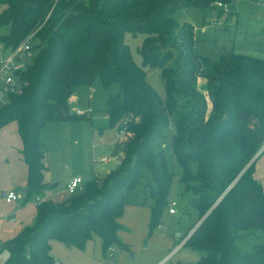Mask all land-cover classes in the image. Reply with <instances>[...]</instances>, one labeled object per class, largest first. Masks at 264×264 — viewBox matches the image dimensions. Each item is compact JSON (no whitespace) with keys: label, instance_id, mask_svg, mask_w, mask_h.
I'll return each mask as SVG.
<instances>
[{"label":"trees","instance_id":"1","mask_svg":"<svg viewBox=\"0 0 264 264\" xmlns=\"http://www.w3.org/2000/svg\"><path fill=\"white\" fill-rule=\"evenodd\" d=\"M231 1L0 0V26L9 27L1 37L5 48L33 38V61L20 74L28 86L0 107V127L19 126L27 196L55 188L44 179L40 134L48 122L85 118L71 111L76 86L99 77L105 87H118L108 97L106 117L124 136L113 150L122 153L119 165L63 200L39 204L35 225L7 242L2 264H59L52 241L84 249L94 235L104 253L111 246L129 249L119 237V219L143 177L150 178L144 194L152 201L151 236L174 177L165 148L182 167L179 179L197 212L180 241L189 236L184 246L203 253L196 263L178 264H264L261 233L250 251L237 245L264 232V191L252 161L264 153V56L233 52L212 60L197 51L195 27L173 17L180 8L206 11ZM127 34L143 38L141 65ZM147 66L161 69L164 97L149 84Z\"/></svg>","mask_w":264,"mask_h":264},{"label":"rangeland","instance_id":"2","mask_svg":"<svg viewBox=\"0 0 264 264\" xmlns=\"http://www.w3.org/2000/svg\"><path fill=\"white\" fill-rule=\"evenodd\" d=\"M173 17L180 23H190L196 27L198 40L196 49L205 57L218 60L222 55L233 52L258 58L264 56V0H232L228 5L221 7L217 4L216 8L206 11L194 7L180 8ZM202 26H206V29ZM8 33L9 27L0 26L2 46L4 44L1 42V37ZM142 40L141 36L133 38L130 34L126 35V42L131 48L134 60L139 65L143 60L138 52ZM6 54L7 51L0 52V60ZM170 64L171 62L166 66L169 67ZM146 70L149 84L164 97L166 91L161 69L147 66ZM117 90L118 87L114 84L105 87L99 77H96L91 85L76 86L74 92L78 99L71 101V111L76 114L75 110L79 107L85 112L83 114L85 119L49 122L41 131L43 148L47 153L46 165L48 169L50 168L46 173L52 177L51 180L55 184L54 190L61 193V196L66 195L65 180H70L72 176L77 175L86 182L94 170L100 175L95 177L104 178L106 175L101 174H105L106 170L114 165L113 157L109 162L101 161V158L110 157L117 135L120 138L123 136V133L120 134L109 127L106 117L108 97ZM7 98L2 105L7 103ZM164 142L168 143V138ZM165 153L174 177L168 204L159 223L161 227L155 226L153 234L149 236V207L147 208V205L142 207L141 203L145 200L144 190L148 193L145 185L150 178L143 177L131 197V203L125 207L124 216L120 222L123 226L121 237L127 243L129 250L117 248L112 263L113 259L103 256L101 240L97 235H94V239L88 242L84 249L76 246L69 249L64 243L55 241L53 256L60 264H149L151 258L141 251L143 243L149 238L155 242L154 248L152 247L150 251L154 253L152 259L155 262L165 258L167 253L178 246L179 239L195 223L197 212L191 208V196L180 182L182 167L169 149L165 148ZM173 200L177 201L175 207L177 212L172 215L168 213V210ZM139 208L143 209L142 214L136 212ZM260 233L264 238V232L259 231L238 239L239 250L242 253L250 251L257 239L256 235ZM182 245L175 253L170 254L163 264L196 263L201 259L202 252ZM144 255L147 256L144 257ZM5 258L6 251L0 249V262Z\"/></svg>","mask_w":264,"mask_h":264},{"label":"crops","instance_id":"3","mask_svg":"<svg viewBox=\"0 0 264 264\" xmlns=\"http://www.w3.org/2000/svg\"><path fill=\"white\" fill-rule=\"evenodd\" d=\"M202 28L206 29V26H202ZM195 29H196V27H195ZM4 57H2V58H4ZM77 99H78V96L74 92L71 99H70V105H71V101L73 102V101H76ZM2 103H4V102L0 101V105H2ZM77 108H79V107H77ZM79 121H81V120H79ZM44 127L42 128V130L44 129ZM113 129L116 131L115 128H113ZM41 134H42V132H41ZM41 134H40V137H42ZM122 137L120 138L119 135H117L116 140L113 142L110 157L108 156L105 158H101L102 159L101 161L109 162L110 159H112L111 157H113L112 160L115 161L114 165L111 166V169L108 168L106 170V173L101 174V175L108 174L110 171L114 170L119 165L120 160L122 158V153L113 154V150H114L115 143L119 139H122ZM41 141H42V138H41ZM42 144H43V142H42ZM23 149H24L23 140H22V137L19 133V126H18V123L16 121L9 122V123L5 124L4 126L0 127V244H1L0 249L1 250L3 249L5 251H6L5 245L7 244V242L9 240H11L15 236H17L23 228L31 227V226L35 225L36 219H37V208L39 205V204H37V198L38 197L41 199L42 202L49 200V199H52L55 201L63 200L67 196H70L68 194V191H67V186L70 183V181L75 177H80V176L74 175V176H72V179L65 180L66 181V188H65L66 195L65 196H61V193H59L58 191H55L54 189L46 190L41 194H34L33 196H27L28 166L24 160ZM44 151L46 153L45 149H44ZM46 157H47V153H46ZM46 157L44 160L45 165H46ZM255 157H256V163H255V170H254V178L262 185V188L264 191V153H262V151H261ZM47 170H50V168L48 169V166L46 165V171L44 173V179L46 182L53 183L51 180L52 177H50L46 173ZM94 176H100V175L97 174L94 170V172L90 178H92ZM10 191H14L16 193H19L24 197L18 201L7 202L5 199V195H7ZM141 204H142L141 205L142 207H145V205H147L146 206L147 208L149 207V213H150L149 218H151L150 206L152 204V201H145L144 200L143 203H141ZM142 210L143 209L139 208L136 210V212L137 213L141 212V214H142ZM124 212H125V210H124ZM168 213H169V210H168ZM123 216L119 219V222H122ZM159 227H161V226L159 225ZM193 230L190 232V234L193 232ZM121 231L122 230H119V232H118L119 237L124 243H126L123 240V238L121 237V233H122ZM188 237H186L184 240H182V242L180 241L181 239H179L178 246L176 248H173L169 253H167L165 255V258H162L158 262H155L152 259L154 256V253L153 254L150 253L152 247L154 248V246H155V242L151 240L152 238L151 239L149 238L145 243H143V245L141 247V251H142V253L149 255V258H151L149 260V264H163L165 259L170 254L175 253L178 249L181 248V246H180L181 244H183L182 246H184L185 241ZM93 239H94V237L91 240H93ZM90 241H88V242H90ZM54 242H55V240L52 241V256H53V243ZM57 242H60V241H57ZM65 245L68 247V245H70V244H65ZM100 246L102 248V241H101ZM72 247H74V246H71L70 248L69 247L68 248L71 249ZM116 249H117L116 247L111 246V247H109L107 252L104 253L103 248H102L103 256L104 257L108 256L110 259H113ZM123 250H129V249H123ZM147 255H144V257ZM7 257H8V253L6 251V258ZM53 258L55 259L56 263H59L57 261V259L55 258V256H53ZM4 260H1L0 263L2 264L4 262ZM142 261H141V263H142ZM113 262H114V259L112 260V263ZM176 264H178V263H176Z\"/></svg>","mask_w":264,"mask_h":264},{"label":"built area","instance_id":"4","mask_svg":"<svg viewBox=\"0 0 264 264\" xmlns=\"http://www.w3.org/2000/svg\"><path fill=\"white\" fill-rule=\"evenodd\" d=\"M219 6H223L222 3H218ZM32 36L26 38L16 48H10L9 50L5 46L0 44V52L7 51V54L0 61V101L5 102V98L10 94H20L23 89L28 86V83L20 79V74L25 72L28 66L32 63L34 58V52L32 51ZM78 116H83L85 113L80 108L75 110ZM84 185V181L81 177L73 178L67 186L69 195L75 194L81 190ZM19 193L10 191L5 195L7 202H14L22 199ZM41 199L37 198V204H41ZM177 201H171L169 207V214H176ZM1 247V244H0Z\"/></svg>","mask_w":264,"mask_h":264},{"label":"water","instance_id":"5","mask_svg":"<svg viewBox=\"0 0 264 264\" xmlns=\"http://www.w3.org/2000/svg\"><path fill=\"white\" fill-rule=\"evenodd\" d=\"M262 150H263V149H262ZM262 150H261V151H262ZM261 151H260V152H261ZM255 158H256V157H254V159H253L252 161H254V160H255ZM68 247L70 248L71 246H70V245H68Z\"/></svg>","mask_w":264,"mask_h":264}]
</instances>
